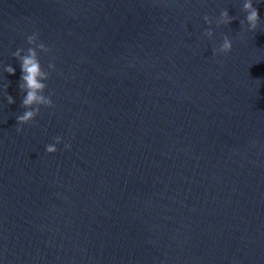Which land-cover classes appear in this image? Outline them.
<instances>
[{
    "label": "water",
    "instance_id": "water-1",
    "mask_svg": "<svg viewBox=\"0 0 264 264\" xmlns=\"http://www.w3.org/2000/svg\"><path fill=\"white\" fill-rule=\"evenodd\" d=\"M252 3L255 32L243 0H0V264H264ZM33 33L53 107L20 126L13 53Z\"/></svg>",
    "mask_w": 264,
    "mask_h": 264
},
{
    "label": "clouds",
    "instance_id": "clouds-1",
    "mask_svg": "<svg viewBox=\"0 0 264 264\" xmlns=\"http://www.w3.org/2000/svg\"><path fill=\"white\" fill-rule=\"evenodd\" d=\"M241 11L245 13L244 21L240 22L241 30L244 29V25L247 24V31L255 32L259 23L260 16L257 8L253 6L252 0H243ZM234 20L230 17L227 10L221 11L219 19L216 21V27L219 28L221 25L228 26ZM203 21L209 28L203 33L207 38H212L213 31L211 30L212 20L209 16L205 15ZM38 35L33 33L26 39L28 45L27 51L22 55L23 49H17L13 53V57L17 60L20 65L21 76L18 81V90L22 95L20 107L24 110L21 115L16 118V125H28L31 124L35 118L40 114L41 108L53 107L51 94L48 96L44 95L46 84L44 81L48 80L50 72L54 70L52 63L48 64V71H44L41 68L38 59V50L43 53H48L49 49L43 43H37ZM232 50V43L227 36L223 37L222 43L218 49L212 50V55H227ZM4 72L8 75H14L15 69L9 65L4 68ZM7 87L5 86V94L8 105H12L15 101L12 96L7 94ZM21 127H17L16 131L19 133ZM61 142L60 137H56L55 141L51 145L45 146V152L48 155H52L57 151L56 145ZM70 145H65V150H68Z\"/></svg>",
    "mask_w": 264,
    "mask_h": 264
}]
</instances>
